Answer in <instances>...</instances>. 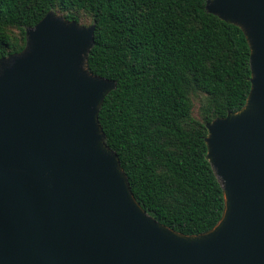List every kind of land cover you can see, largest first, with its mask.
I'll list each match as a JSON object with an SVG mask.
<instances>
[{"label":"water","instance_id":"water-1","mask_svg":"<svg viewBox=\"0 0 264 264\" xmlns=\"http://www.w3.org/2000/svg\"><path fill=\"white\" fill-rule=\"evenodd\" d=\"M250 45L245 105L207 124L225 209L184 234L136 199L100 110L117 81L93 73L96 24L54 10L0 58V264H264V0H207Z\"/></svg>","mask_w":264,"mask_h":264},{"label":"trees","instance_id":"trees-1","mask_svg":"<svg viewBox=\"0 0 264 264\" xmlns=\"http://www.w3.org/2000/svg\"><path fill=\"white\" fill-rule=\"evenodd\" d=\"M51 10L96 24L89 69L117 81L100 123L136 199L181 233L213 228L225 196L207 124L239 111L250 93L242 28L209 12L207 0H0V58L22 51L27 28Z\"/></svg>","mask_w":264,"mask_h":264},{"label":"rangeland","instance_id":"rangeland-1","mask_svg":"<svg viewBox=\"0 0 264 264\" xmlns=\"http://www.w3.org/2000/svg\"><path fill=\"white\" fill-rule=\"evenodd\" d=\"M84 21L90 22V19L85 18ZM194 115L198 119L201 118L200 101L198 99L195 100Z\"/></svg>","mask_w":264,"mask_h":264}]
</instances>
